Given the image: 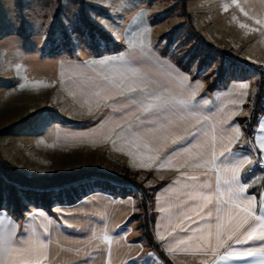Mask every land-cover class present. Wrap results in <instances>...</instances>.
I'll return each mask as SVG.
<instances>
[{"label": "rangeland", "instance_id": "1", "mask_svg": "<svg viewBox=\"0 0 264 264\" xmlns=\"http://www.w3.org/2000/svg\"><path fill=\"white\" fill-rule=\"evenodd\" d=\"M97 2L110 7H96L94 5ZM184 2L186 7L183 6ZM135 18H139V27L160 53L176 62L177 58H183V63L192 60L190 70L177 63L195 77L204 78L207 85L216 75L220 58L201 37L264 66V0H0V37L13 32L35 42L40 51L60 58L99 56L125 46L127 30H133V25L136 26L131 24ZM98 21L109 26L115 39ZM171 31L174 33L173 39L169 40ZM168 44L170 52L164 54L162 48ZM205 59L206 62H203ZM226 65L225 78L242 77L260 71L257 67L236 65L230 61H226ZM51 66H54L53 63ZM52 86L49 99L38 110L49 109L51 112H42L51 116L49 120L54 118L70 126L79 124L80 121L75 119L77 117L60 111L61 102L53 104L54 100L62 96L58 94L57 80ZM11 113L0 112L3 206L12 211L14 205L8 206V197L12 190L10 184L15 183L26 204L25 217L36 208H43L52 221L65 226L64 230H59V236L56 233L54 235L51 226L48 239L50 246L53 249L60 246L61 249L50 253V258L42 264H136L133 258L137 257L141 258L140 264H165L145 234L144 193L136 185L127 186L98 177L81 179L74 183L80 194L74 203L66 194V189L72 192L71 187L68 184L61 187L56 185L48 194L53 198V213L45 205L36 203L44 198L40 187L36 195L29 197L27 178L80 169L121 173L129 167L114 171L112 169L117 164L97 148L53 141L51 136L39 129L42 124L29 118L32 112H26L21 117ZM257 158L261 156L258 155L255 160ZM131 171L138 172V179L144 182L152 194L148 209L153 229L154 180L149 173L141 175L137 170ZM125 192L131 194L125 197L120 195ZM79 201L84 206L82 210L74 212L76 210L69 209ZM87 206L93 209L92 212H85ZM61 212L79 214L83 220L91 219L96 226V235H88L84 226L75 220L66 219ZM91 215V218L88 217ZM105 233L112 237L110 244L103 240ZM149 253L153 254L151 258L148 257Z\"/></svg>", "mask_w": 264, "mask_h": 264}, {"label": "crops", "instance_id": "2", "mask_svg": "<svg viewBox=\"0 0 264 264\" xmlns=\"http://www.w3.org/2000/svg\"><path fill=\"white\" fill-rule=\"evenodd\" d=\"M137 19L139 18L132 19L133 23L131 24H135L136 26L133 25V30H127L125 46L121 50L99 56L91 55L76 58L51 56L50 53L40 51L37 44L32 40L21 38L13 34V32L10 35L8 33L3 34L0 37V112H12L14 113L13 116L21 117L26 112L38 110L41 104L47 102L49 99L52 85L57 80L59 86L58 94L62 97L59 100H54L53 104H57L58 101L61 102V105H59L60 111L77 117L75 119L79 120L80 123L70 126L52 118L50 123L42 124V127L39 129L44 134L51 136L53 141L78 144L79 147L97 148L102 154L117 164L112 169L114 171L119 170L120 167H129L131 170L139 171L141 175L151 174L154 180L153 184H151L154 186L153 234L156 241L173 264H214V261L218 260L219 255L223 254V249L219 251L217 256H213L211 253L205 255L195 251V245L191 247L188 245L177 247L176 240L184 234H181L180 237L175 235L169 237L167 235L168 232L172 231L175 221L173 225L167 228V231H165L163 226L158 228V222L161 225L167 223L165 217L168 215L167 213H161L159 211L160 208H171L175 212L176 208L184 206L186 201L188 202V207H191L194 203L189 200L188 190L184 188L186 177L182 176L181 173L186 172L189 176H198L199 182L202 184L206 182L211 183L213 188L211 190L204 189V191L206 194H212L215 199V173L213 170L208 169V176H204L202 175V171L205 170L181 168L180 165L187 159L185 156L173 157L170 163L165 162V158L179 147L178 145H173L171 140L175 136H189L198 127L196 121L190 118L184 120L177 118L173 126L166 133L161 134L162 137H167V139L162 138L159 141H152L148 144L147 148L141 145L137 149L125 141L124 137L127 133H122L121 128L115 126L116 123H119L121 127L124 125V121L117 114H113L111 109L104 108L103 104H101L100 108H97L95 103L90 104L88 102L89 95L93 91L90 86V78H94L97 73L105 70L102 61L109 59L119 61L121 56L127 58L130 54H134V51L138 50L142 44L150 41H148L143 30L139 27L140 21ZM135 21L139 22L135 23ZM133 43L137 45L136 50L132 48ZM150 43L153 53L160 60L161 66L167 68L174 76L183 74L187 77L184 97L186 98L188 93L194 91L196 93L194 104L197 105L195 111L201 116L209 118L203 124L202 131L211 132V125L213 123L217 125L218 129L224 127L229 131L232 127L239 126L242 136L237 144L232 145L233 150L246 152L253 160L258 155L261 156L257 151H250L249 146L253 150L258 148L255 137L264 136V131L261 130V124L264 123V114L260 117L258 126L252 136L246 135L245 125L240 120V117L251 114L253 109L252 97L258 87L260 71L242 77H227L220 87L209 90L204 78L195 77L190 71L184 70L176 61L160 53L151 41ZM52 63L54 66H51ZM151 71L155 72L156 69L153 68ZM245 83L248 85L247 89L241 87ZM21 84H24L25 87L20 88ZM170 87L173 90H178L181 86L176 82H172ZM41 112L51 111L49 109H41ZM43 115L48 118L51 117L48 113H43ZM78 116L81 118L79 119ZM220 121H227V123L221 125ZM216 135L217 149L219 151V133L217 132ZM197 139H200V137H197ZM208 139L211 141V136ZM195 142L193 141V143ZM241 145L245 147L241 148ZM198 150L193 149V151ZM129 151H133L135 155L129 156ZM148 156H159L160 159L152 162L151 168L136 166L141 162V158L147 163ZM161 163H164V167H160ZM245 181L252 185L245 195L256 196V208L257 214H259L260 198L264 194V170L257 169L255 172L248 173L247 175L242 173V182ZM132 198L130 197V199ZM80 203L81 201L71 205L69 209L76 210L74 212H77L79 209L82 210L84 206ZM5 210L6 215L11 218L10 220H4L5 226L11 227L13 226L12 222H15L16 237L14 239L16 240V247L25 245L31 240H37L47 245L46 248L38 250L37 255L40 264L45 263L50 258V253L52 254L53 252L54 254V251L61 249L60 246L53 249L48 239L51 226L56 236L60 235L59 230H64L65 226H60L52 221L45 209L36 208L34 211L29 212L26 217L25 215L20 217L8 209ZM92 210L90 206L85 208V212L87 213L92 212ZM207 210L205 209V213ZM61 213L68 220H75L77 224L79 223L84 226L88 235L94 233L96 226L91 219L83 220L79 218V214L72 215L70 212V214ZM189 215H192L197 221L195 225L191 226L199 227L200 221L195 216V213L190 212ZM213 215H215L214 209ZM88 217L91 218L92 215ZM0 219L3 218L0 217ZM203 223L214 224L215 221L214 219H206ZM2 230L0 229V231ZM158 231L166 236L165 241L158 240ZM210 242L212 244L215 243L214 234L210 238ZM251 246L255 247L257 245ZM169 247H172L173 250L168 251ZM185 247L188 248V251L183 250ZM158 256L160 255L158 254ZM14 259L15 264H35L34 260H22L19 257H15V254Z\"/></svg>", "mask_w": 264, "mask_h": 264}, {"label": "snow or ice", "instance_id": "3", "mask_svg": "<svg viewBox=\"0 0 264 264\" xmlns=\"http://www.w3.org/2000/svg\"><path fill=\"white\" fill-rule=\"evenodd\" d=\"M94 6L110 7L99 2ZM98 22L111 33L107 24L103 21ZM111 34L115 39V34ZM132 48L136 50L137 45L133 43ZM102 64L105 70L90 78L93 91L89 95L88 102L95 103L97 108L103 104L104 108L111 109L113 114H117L124 121L123 127L119 123L115 126L121 128L122 133H127L124 137L126 142L137 149L141 145L147 148L152 141L167 139L161 134L166 133L177 118L194 119L198 127L189 136H175L171 140L173 145L179 147L165 158V162L170 163L173 157L185 156L187 159L180 165L181 168L205 170L202 171L204 176H208V169L215 173V199L212 194H206L204 191L213 188L211 183L202 184L198 176L181 173L186 177L184 188L188 190L189 200L194 203L188 207L186 201L185 205L178 206L175 212L171 208H160L161 213L168 215L165 217L167 223L161 225L158 222V228L163 226L167 231L175 221L172 231L167 235L180 237L184 234L176 240L177 247L195 245V251L205 255L211 253L213 256H217L223 249V254L219 255L214 264H264V194L261 195L259 214H257L256 196L245 195L252 185L246 181L242 182V173L247 175L252 171L247 166L259 165L264 169V163L261 159L253 160L246 152L233 150L232 145L237 144L242 136L239 126L232 127L229 131L224 127L218 129L213 123L211 132L202 131L203 124L209 118L195 111L197 105L194 104L196 99L194 91L184 97L187 77L183 74L174 76L167 68L161 66L159 58L152 51L150 41L142 44L127 58L121 56L119 61L104 60ZM153 68L156 69L155 72L151 71ZM229 71L234 70L229 69ZM172 82L178 83L180 89L173 90L170 87ZM19 87L24 88L25 85L21 84ZM241 87L247 89L248 85L245 83ZM29 118L34 119L38 124L50 123L49 118L44 116L41 110L30 113ZM220 123L223 125L227 121ZM261 130L264 131V123L261 124ZM217 132L220 141L219 151L216 143ZM209 136L211 141L208 139ZM255 140L258 148L253 150L249 146V150L259 152L261 158H264V136H257ZM193 149L199 150L193 151ZM128 155L134 156L135 153L129 151ZM158 159L159 156H148L146 163L141 158V162L136 166L151 168L152 162ZM160 167H164V163H161ZM205 209H208L206 213ZM190 212L198 217L199 227L191 226L197 221L189 215ZM0 217L3 218L0 219V229H3L0 231V264H10V262L15 264L14 254L22 260H34L35 264H39L38 250L46 248L47 245L31 240L25 245L16 247L15 222H12L11 227L5 226L4 220L11 218L6 215L3 204H0ZM206 219H214L215 223H203ZM213 234L214 244L210 242ZM157 238L159 241H165L166 236L158 231ZM103 240L110 244L112 237L105 233ZM172 250V247L168 248V251ZM183 250L188 251V248L185 247ZM152 256V253L148 254L149 258ZM133 260L136 264H140L141 258L137 257Z\"/></svg>", "mask_w": 264, "mask_h": 264}, {"label": "trees", "instance_id": "4", "mask_svg": "<svg viewBox=\"0 0 264 264\" xmlns=\"http://www.w3.org/2000/svg\"><path fill=\"white\" fill-rule=\"evenodd\" d=\"M184 7H186V3L184 2ZM172 32V31H171ZM169 32V40L173 39V32ZM106 34V33H103ZM167 35V34H166ZM203 42H205L212 52H215L219 55V65L217 67V72L214 78L208 83V89L214 90L220 87L226 80L224 74L227 70L226 61H230L232 64H242L246 66H253L257 67L260 70V79L258 83V89L252 97L253 102V109L249 116L240 117V120L245 125L246 135L250 136L256 130L260 117L264 114V66L255 64L251 60L246 58L240 57L238 55L233 54L230 50L219 47L214 43L210 42L204 37H201ZM162 52L164 54H168L170 52V45L162 48ZM177 62L186 70H190L192 60H189L183 63V58H177ZM206 62V59L205 61ZM91 177H98L100 179H111L118 183L125 184V185H136L139 189H141L144 193V204L146 206V217H145V234L152 245V247L156 250V252L160 255V257L164 260L166 264H173L171 260L166 255L165 251L161 248L160 244L156 241L153 229L151 227L152 220L150 219L148 203L149 198L152 197L150 195L149 188L144 184V182L138 179V172H132L129 168L125 169L121 173H113L105 170L99 169H80L70 172H62L48 176H41L38 178H27V185L30 186V190L28 195L29 197L36 195L39 191L37 188H41V193L43 195V199L39 202L37 200V204H43L48 208V211L53 213V209L51 208L52 196H49V190L53 189L54 186H63L64 184H68L72 192L66 189V194L69 197L71 203L76 202L77 198L80 196L78 190L74 183L81 179L91 178ZM4 181V177H0V204H3L5 200V196L2 189V182ZM15 181L18 182L17 179ZM11 193L8 197V206H12L11 210L17 216L23 217L24 216V209L26 207L25 202L21 199L18 193L17 184L11 183ZM62 189H59L61 191ZM116 194V193H115ZM131 194L130 192L121 193L120 195L125 197Z\"/></svg>", "mask_w": 264, "mask_h": 264}, {"label": "built area", "instance_id": "5", "mask_svg": "<svg viewBox=\"0 0 264 264\" xmlns=\"http://www.w3.org/2000/svg\"><path fill=\"white\" fill-rule=\"evenodd\" d=\"M257 159H261V160H262V163H264V160H263L262 158H257ZM257 159H256V160H257ZM248 168H249V169H252V171L255 170V169H261V170H264V169H262L259 165H256V166H248ZM246 171H247V169H246ZM252 171H251V172H252Z\"/></svg>", "mask_w": 264, "mask_h": 264}]
</instances>
